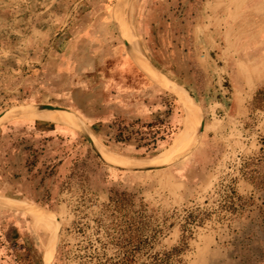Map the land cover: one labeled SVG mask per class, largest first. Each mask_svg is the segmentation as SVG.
<instances>
[{
	"label": "rangeland",
	"instance_id": "374dc122",
	"mask_svg": "<svg viewBox=\"0 0 264 264\" xmlns=\"http://www.w3.org/2000/svg\"><path fill=\"white\" fill-rule=\"evenodd\" d=\"M9 4L0 0V23L15 19L32 46L10 63L0 53V113L64 108L93 144L133 162L169 148L185 126L172 93L144 76L149 86L133 85L134 101L122 94L131 85L116 95L78 33L56 40L65 17L39 14L38 1L10 15ZM107 5L114 48L126 56V10L144 57L194 103L195 132L181 152L195 143L179 160L132 171L104 164L75 126L0 120V200L28 210L0 205V264H150L173 247L180 252L161 264H264V0Z\"/></svg>",
	"mask_w": 264,
	"mask_h": 264
},
{
	"label": "crops",
	"instance_id": "0c3cea01",
	"mask_svg": "<svg viewBox=\"0 0 264 264\" xmlns=\"http://www.w3.org/2000/svg\"><path fill=\"white\" fill-rule=\"evenodd\" d=\"M7 1L13 2V4H9L8 6L12 9L10 15H15L13 9H16V7H20L23 9L24 13H26L28 10H31V6H34L35 2L38 1L39 14H61V16L65 17V19H63L64 23L62 24V28L55 32V36H57L63 30L62 34H60L56 40H60L63 35L65 36L63 39H69L71 41V37L78 33L81 42L80 47H93V63L103 65L104 73H108V76L111 78L108 82V86L117 88L116 95L121 94L119 90L124 89V86L130 87L129 85H131L130 89L132 91L122 90L124 91L122 94L129 95V102H132L137 96L135 93L136 88L133 87V85H139L141 88L143 84L149 86L144 75L130 60L128 55L126 54V56L123 57L120 53L121 51L114 48V45H112V37L107 35L112 28L111 14L109 6L107 5L109 0H77L74 4H68V2H64L65 0H47V3L44 0H21L29 2L28 5L24 6L23 3L16 0ZM42 1H44L45 4H42ZM81 19L84 20V22H81ZM1 25L2 27L4 26V29H0V46H4L7 50L0 48V53L4 52V55L8 56L1 62L6 63L7 61V63H10V60L14 59L13 56H17V52L25 53L31 48V39L27 38L25 35L23 37L16 36V33L20 32V30L16 29L15 19L12 20L10 18L8 21L5 20V22L0 23V27ZM123 50L126 52L124 46ZM98 70V68H95L94 71ZM141 106H144L143 102H141Z\"/></svg>",
	"mask_w": 264,
	"mask_h": 264
},
{
	"label": "bare ground",
	"instance_id": "6f19581e",
	"mask_svg": "<svg viewBox=\"0 0 264 264\" xmlns=\"http://www.w3.org/2000/svg\"><path fill=\"white\" fill-rule=\"evenodd\" d=\"M122 2V1H121ZM123 2L121 3L122 6ZM121 9V8H120ZM120 26H121V32H122V38L124 39V42H126L131 49V56L133 59L137 62H135L138 67L147 75L149 79L154 82L156 85H158L160 88H162L165 91H168L172 93L181 103L184 112H185V126L184 128L175 136V138L172 141V144L169 146L168 149H166L164 152L160 153L159 155L151 158L148 161H142V162H133L124 158H121L120 156L111 153L110 151L99 147L94 143V146L97 149V152L101 156V158L112 164L123 168H143V167H150V166H159V164L164 165L162 163L167 162L169 159H171L169 162L165 163L168 164L171 161H173L175 158H177L179 155L183 154L184 152H181L185 150L194 135L195 128L193 126V119L194 113L192 109L195 110L196 107L193 106L194 103H192L190 97L187 95V93L180 87H177L172 81L166 79L163 75H161L155 68L152 67V65L147 61V59L144 57L142 52L139 49V46L137 44V41L128 25L127 22V15L126 10H124V21L120 17ZM123 31H125V37H123ZM14 108H20L16 110H11ZM11 108L5 112H3V116L0 117V120L13 117V116H24L29 119H37L42 121H48L52 123L62 124L66 126H76L77 124H80L72 114H70L67 111L64 110H47V109H40V110H34L29 106H20V107H14ZM11 110V111H10ZM46 110V111H43ZM197 110V109H196ZM38 111V112H37ZM40 111V112H39ZM1 122V121H0ZM194 140V139H193ZM194 142V141H193ZM193 144V143H192ZM191 144V146H192ZM190 146V147H191ZM181 152V153H180ZM186 152V151H185ZM140 161V160H139ZM2 204L7 205L11 208L19 209L22 211H28L25 206H13L7 203H4L3 200H0ZM33 208L34 206H31ZM41 209V208H39ZM42 210V209H41ZM40 228H42L41 218L38 214H36ZM56 233L54 234L51 243H50V250L53 249L54 246V237Z\"/></svg>",
	"mask_w": 264,
	"mask_h": 264
},
{
	"label": "water",
	"instance_id": "95a60500",
	"mask_svg": "<svg viewBox=\"0 0 264 264\" xmlns=\"http://www.w3.org/2000/svg\"><path fill=\"white\" fill-rule=\"evenodd\" d=\"M119 34V33H118ZM122 41V40H121ZM122 44L124 46V49L128 55V57L131 59V61L133 60L132 56H131V49L129 48L128 44L124 41H122ZM134 63V65L139 69V71L149 79V77L138 67V65L132 61ZM150 80V79H149ZM151 81V80H150ZM23 106H29L31 107L32 109L34 110H40V109H47V110H64V111H67L69 112L70 114H72L74 116V118L77 120V117L70 111L64 109V108H61V107H57V106H53V105H48V104H45V105H23ZM5 111V110H4ZM3 111V112H4ZM3 112L0 113V117L3 116ZM76 129L78 130V132L84 137V139L89 143L91 149L94 151V153L98 156V158L106 165L110 166V167H114V168H118V169H124V170H132V171H145V170H151V169H157L159 168L158 166H150V167H143V168H123V167H119V166H116V165H112L106 161H104L101 156L99 155V153L97 152V149L96 147L94 146L93 142L91 141L90 139V136L87 134V132L81 127L80 124H77L76 126ZM201 129H202V120L200 122V127H199V130H198V134L201 132ZM197 134V135H198ZM197 135L195 137V140L197 139ZM195 141L193 142L192 146L194 145ZM192 146L186 151L184 152L183 154L179 155L177 158H175L173 161H176V160H179L180 158H182L186 153H188ZM0 205L4 206V204L1 203L0 201ZM57 221V220H56ZM58 222V221H57ZM58 235H59V230H57L56 232V235L54 237V248H55V244L57 242V238H58ZM54 251V249H53ZM53 254V253H52ZM52 258V256H51Z\"/></svg>",
	"mask_w": 264,
	"mask_h": 264
},
{
	"label": "trees",
	"instance_id": "16d2710c",
	"mask_svg": "<svg viewBox=\"0 0 264 264\" xmlns=\"http://www.w3.org/2000/svg\"><path fill=\"white\" fill-rule=\"evenodd\" d=\"M112 201V200H111ZM188 220V216H186L185 221ZM120 233V232H119ZM106 236H109L110 241H113V245L118 246V240H116V237H111V234H107ZM118 238V237H117ZM102 247L105 248L106 247V243L102 244ZM180 248L178 247H173L169 252L164 253L162 256L158 257V254H155L152 258H151V262L150 264H161L162 262L165 261V259H167L169 256H172L173 254H177L180 252ZM111 261H108L107 259L105 260L104 263L102 264H112L110 263Z\"/></svg>",
	"mask_w": 264,
	"mask_h": 264
}]
</instances>
